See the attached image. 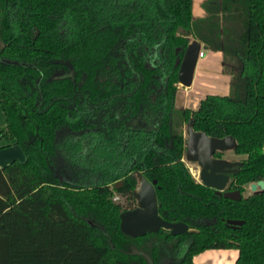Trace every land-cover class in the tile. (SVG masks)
I'll return each instance as SVG.
<instances>
[{"label":"trees","instance_id":"16d2710c","mask_svg":"<svg viewBox=\"0 0 264 264\" xmlns=\"http://www.w3.org/2000/svg\"><path fill=\"white\" fill-rule=\"evenodd\" d=\"M204 7L194 19L193 0H0V137L26 155L0 166V264H195L209 249L264 264V192L245 195L264 178V0ZM193 40L223 53L230 92L178 110ZM190 118L236 138L246 157L230 189L240 201L190 171ZM138 172L156 181L160 215L190 231L121 230Z\"/></svg>","mask_w":264,"mask_h":264},{"label":"water","instance_id":"95a60500","mask_svg":"<svg viewBox=\"0 0 264 264\" xmlns=\"http://www.w3.org/2000/svg\"><path fill=\"white\" fill-rule=\"evenodd\" d=\"M181 31V27L178 28ZM202 44L193 40L186 48L183 59L180 61L179 82L190 87L194 79V71L199 60ZM187 138L185 142L187 161L197 162L200 167V180L206 186L213 188L219 195L240 201L243 197L239 189L228 190L231 173H236L243 161H232L225 158H215L216 151L235 150L238 147L236 138L232 135L214 137L204 131L194 129V119L187 123ZM264 152V151H263ZM138 186L133 191L137 205L133 209L124 210L120 214L121 230L134 238L142 237L160 230H169L172 235H180L191 228L184 221L171 222L164 219L159 213V204L156 191V181L148 180L141 172L137 173ZM123 181H118L115 187L119 189ZM254 193L264 192V178L251 184ZM228 223L234 227L244 224L243 220L230 219Z\"/></svg>","mask_w":264,"mask_h":264},{"label":"crops","instance_id":"0c3cea01","mask_svg":"<svg viewBox=\"0 0 264 264\" xmlns=\"http://www.w3.org/2000/svg\"><path fill=\"white\" fill-rule=\"evenodd\" d=\"M208 0H193L192 14L194 19L207 16L208 12L204 4ZM202 44V43H201ZM202 50L205 48L202 44ZM209 55L205 52L204 56L199 58L195 71L193 83L190 87L183 86L180 82L178 93L182 90L184 97V108L196 109L204 97L201 95L220 94L228 95L231 86V76L224 71V57L220 51H210ZM177 93V96H178ZM194 95H191V94ZM177 101V97H176ZM18 159L26 160V155L18 144L7 140L0 146V166H5L11 161ZM239 251L237 249H209L195 256V264H205L206 261L214 260V264H237ZM201 257L203 261H201ZM205 261V262H204Z\"/></svg>","mask_w":264,"mask_h":264},{"label":"rangeland","instance_id":"374dc122","mask_svg":"<svg viewBox=\"0 0 264 264\" xmlns=\"http://www.w3.org/2000/svg\"><path fill=\"white\" fill-rule=\"evenodd\" d=\"M205 52L209 55V52L207 51V49L205 50ZM180 84V83H179ZM230 92V91H229ZM229 92L227 94H229ZM191 95H194L193 93ZM184 97H186V94L180 90L179 93H178V96H177V101H176V108L179 110V109H182L183 106H184ZM201 97H205V95H201ZM199 106V105H198ZM198 107H196L197 109ZM7 128V120H6V116H5V112L2 108V106H0V134L2 131H4L5 129ZM186 128V124L184 125V130ZM186 135V134H185ZM187 137V136H186ZM7 141V139L5 138H1L0 137V146L3 145L5 142ZM225 156L226 158L228 159H231V160H243L246 156L245 155H239V154H236L234 151H228L225 153ZM184 160L187 164V166L189 167L190 171L192 172V174L194 175V177L200 181L199 179V170H200V167L197 163H194V162H190V161H187L186 157L184 156ZM252 192L251 188H250V185L247 186L246 188V191H245V195H248ZM117 195V194H116ZM115 197V196H114ZM114 201H121L122 203H124L125 205L128 203L126 201L125 198H121L119 200H115ZM137 203V202H136ZM137 205V204H136ZM201 261H203L202 257H201ZM205 262V261H204ZM215 261L214 260H209V261H206L205 264H214Z\"/></svg>","mask_w":264,"mask_h":264},{"label":"flooded vegetation","instance_id":"af4514ba","mask_svg":"<svg viewBox=\"0 0 264 264\" xmlns=\"http://www.w3.org/2000/svg\"><path fill=\"white\" fill-rule=\"evenodd\" d=\"M188 123V122H187ZM187 123H186V128H185V137L187 136V133H186V129H187ZM187 138V137H186ZM228 151H231V150H228ZM228 151H216L215 153H214V157L215 158H225V159H228V158H226V156H225V153L226 152H228ZM232 151H234V150H232ZM218 152H222V156L221 157H218V156H216V154L218 153ZM185 154H186V151H185ZM185 156V155H184ZM229 160H231V159H229ZM232 161H239V160H232ZM242 161V160H241ZM194 163H197V162H194ZM198 164V163H197ZM199 165V164H198ZM199 167H200V165H199ZM200 171H201V167H200V170H199V179H200ZM232 174H234V173H231V178H232ZM200 182H201V180H200ZM203 183V182H202ZM230 183H231V179H230V182H229V184H228V190H236V189H230ZM250 188H251V185H250ZM253 192V191H252Z\"/></svg>","mask_w":264,"mask_h":264},{"label":"built area","instance_id":"2783aa9c","mask_svg":"<svg viewBox=\"0 0 264 264\" xmlns=\"http://www.w3.org/2000/svg\"><path fill=\"white\" fill-rule=\"evenodd\" d=\"M205 54V52L201 49L200 54H199V58L203 57ZM115 200H119L120 196L119 195H115L114 197Z\"/></svg>","mask_w":264,"mask_h":264}]
</instances>
